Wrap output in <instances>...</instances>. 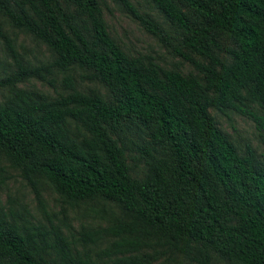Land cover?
<instances>
[{"label":"trees","instance_id":"16d2710c","mask_svg":"<svg viewBox=\"0 0 264 264\" xmlns=\"http://www.w3.org/2000/svg\"><path fill=\"white\" fill-rule=\"evenodd\" d=\"M114 1L194 71L126 54L98 0H0L50 54L24 62L0 30L15 66L0 77V159L33 189L40 178L66 202L113 205L114 264H264V159L209 112H240L264 135V0H147L169 32ZM30 78L53 95L19 86ZM52 232L0 212V264H91Z\"/></svg>","mask_w":264,"mask_h":264},{"label":"rangeland","instance_id":"374dc122","mask_svg":"<svg viewBox=\"0 0 264 264\" xmlns=\"http://www.w3.org/2000/svg\"><path fill=\"white\" fill-rule=\"evenodd\" d=\"M101 17L106 24L109 35L129 55L148 54L162 67H177L182 72L194 71L192 66L172 52L155 35L114 0H98ZM137 14L150 16L163 29L169 32V25L147 0H129ZM0 30L13 45L17 56L29 64L45 63L50 59L49 50L29 35L11 27L0 15ZM197 58L196 56H194ZM15 66L0 37V77L9 73ZM72 76L81 87L93 86L80 80L78 72ZM60 80L58 75L57 82ZM59 84V83H58ZM24 88H34L53 95L50 86L34 78L19 83ZM95 86V85H94ZM2 90H0V94ZM217 126L227 135L231 142L242 151L248 145L254 153L264 159V135L259 132L253 121L246 115L226 109L223 112L209 108ZM33 189L20 176L17 169L11 168L0 159V212L6 219L30 221L46 232L48 242H54L52 229L69 242L72 253L88 258L91 264H114V257L120 256L113 249L114 237L106 232L105 227L112 224L119 215L110 203L83 202L69 203L60 198L42 179H37ZM152 264H196L186 262L178 256L165 255L151 262ZM211 264H224L212 260Z\"/></svg>","mask_w":264,"mask_h":264}]
</instances>
